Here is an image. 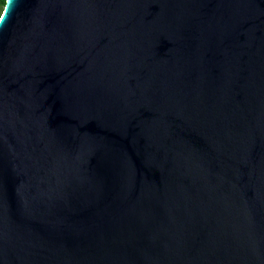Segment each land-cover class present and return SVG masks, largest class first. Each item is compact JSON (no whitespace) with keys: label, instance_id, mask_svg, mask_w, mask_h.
I'll return each mask as SVG.
<instances>
[{"label":"water","instance_id":"water-1","mask_svg":"<svg viewBox=\"0 0 264 264\" xmlns=\"http://www.w3.org/2000/svg\"><path fill=\"white\" fill-rule=\"evenodd\" d=\"M1 16L0 264H264V0Z\"/></svg>","mask_w":264,"mask_h":264},{"label":"snow or ice","instance_id":"snow-or-ice-1","mask_svg":"<svg viewBox=\"0 0 264 264\" xmlns=\"http://www.w3.org/2000/svg\"><path fill=\"white\" fill-rule=\"evenodd\" d=\"M11 7H12V5H11V3L9 4V7H8V12H10L11 11ZM5 19V16H0V21H3Z\"/></svg>","mask_w":264,"mask_h":264},{"label":"trees","instance_id":"trees-1","mask_svg":"<svg viewBox=\"0 0 264 264\" xmlns=\"http://www.w3.org/2000/svg\"><path fill=\"white\" fill-rule=\"evenodd\" d=\"M4 3H5V0H0V6H2V8L0 9V16H1V13L3 11V6H4Z\"/></svg>","mask_w":264,"mask_h":264},{"label":"rangeland","instance_id":"rangeland-1","mask_svg":"<svg viewBox=\"0 0 264 264\" xmlns=\"http://www.w3.org/2000/svg\"><path fill=\"white\" fill-rule=\"evenodd\" d=\"M2 8V6H0V9ZM1 12V11H0Z\"/></svg>","mask_w":264,"mask_h":264}]
</instances>
